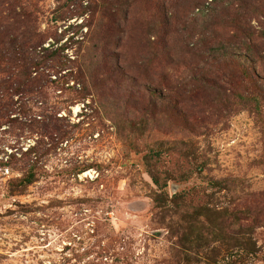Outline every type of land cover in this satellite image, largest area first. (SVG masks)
Listing matches in <instances>:
<instances>
[{
	"label": "rangeland",
	"instance_id": "obj_1",
	"mask_svg": "<svg viewBox=\"0 0 264 264\" xmlns=\"http://www.w3.org/2000/svg\"><path fill=\"white\" fill-rule=\"evenodd\" d=\"M0 264H264V0H0Z\"/></svg>",
	"mask_w": 264,
	"mask_h": 264
},
{
	"label": "trees",
	"instance_id": "obj_2",
	"mask_svg": "<svg viewBox=\"0 0 264 264\" xmlns=\"http://www.w3.org/2000/svg\"><path fill=\"white\" fill-rule=\"evenodd\" d=\"M35 42L31 45L30 56L29 51L21 52L20 57L25 58L30 63L27 66L23 65L21 67L22 73L20 74L21 79L15 80L13 83L16 85V91L21 90L23 92H30L33 94L32 102L35 104H40L39 109L41 115H45L49 112V109L45 106V100L47 99V88L51 84L64 85L70 79H74L79 82L81 74H79V69L77 67H72L74 63L70 61L69 58L64 55V51L67 47L65 46H55V44L48 45V47H43L42 37L39 34L33 35ZM26 42H31L28 38H24L22 45ZM21 51H25L23 48ZM76 68V71L70 70ZM32 70V71H31ZM53 71L56 76V80H50V75L46 74V71ZM67 70V73L62 75L61 73ZM20 71V68H19ZM34 74V75H33ZM9 83V79L7 80ZM12 84V83H11ZM34 100V101H33ZM9 107H6V111H9ZM22 114H24L25 121H28L30 125L35 126L38 122L32 119L34 114L29 109H22Z\"/></svg>",
	"mask_w": 264,
	"mask_h": 264
}]
</instances>
